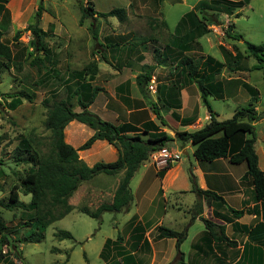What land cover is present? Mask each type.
<instances>
[{"label": "crops", "instance_id": "crops-1", "mask_svg": "<svg viewBox=\"0 0 264 264\" xmlns=\"http://www.w3.org/2000/svg\"><path fill=\"white\" fill-rule=\"evenodd\" d=\"M134 1L132 0L130 6L134 4ZM170 1L177 3L180 0ZM137 2L139 5L145 6L153 3L155 7H159V9H154L157 13L151 15V19L148 20L149 24L141 27V31L150 32L151 42L154 43L152 45L153 52L151 54L148 48L144 46L146 41L138 42L134 49V53H137V59L135 64H130L127 54L129 52L126 51L128 48L125 50L120 46L121 49L119 50L117 41H128L129 37L138 36L134 31H125L122 26L120 27L121 23L128 22L134 17L128 13L129 10L124 9L126 13L123 16V20L118 19L119 21L114 19L116 17L103 18L95 15L92 18L93 20L96 18L99 21L107 20L112 25V35H108L109 37L107 38H112L111 42L114 40L118 47L113 43L106 42L104 45L106 48L102 52L103 59H96L98 73L91 81V85L101 88L102 91L97 94L89 110L106 122L115 125H127L134 130H141L142 126L149 121L159 125V121L156 119L151 106V103H154L167 123L166 127L161 128L162 131L174 139L170 143L178 147L179 154L187 156L190 154L189 149L192 148L191 153L195 163L190 165L192 169L189 175L190 183L179 176L181 171L175 162V152L172 148L171 154L174 156V160L170 163L171 168L169 170L156 168L152 161V155L148 161L142 164L133 178L136 181V186L134 189L131 188V191L135 206L133 216L127 222L124 238L120 240L121 246L130 247V252L128 253H131L130 256L132 257L135 256V259H133L135 264H140L143 261V257L138 258L140 251L150 255V264H241V262L251 261L253 258L244 254V250L246 247L250 251L253 247V254L259 253L256 252L257 250L255 251V247H261L264 242V209L261 204L258 205L259 209L255 207L253 184L250 179H244L248 170L246 164L234 165L227 159L199 162L194 157L195 148L193 144H182L174 138L175 132L199 130L210 119L209 112L200 109L203 99L197 84L195 82L190 83L189 78L186 77L187 74L179 66L175 58H182L185 55L192 58L191 53L205 52L204 59L202 63L200 62L202 73L203 70H210L214 66L213 64L208 66L206 62L207 56H211L225 65L221 73L215 76L214 82L216 85L222 86V97L208 96V98L216 100L232 99L242 92L250 95L245 87L256 88L251 86L250 83L248 84L246 77H251L250 72L256 70L254 69L256 64L248 65L246 61L251 56L246 53V49L242 50L233 43V46L235 45L241 52L242 58L232 66V70H229L227 68L229 62L223 60V54L220 53V59L206 51L204 40L208 34L198 40L200 48L184 52L181 57L180 53L182 52L178 49L184 48V45L178 39L187 36L190 32V25L188 24L189 21L181 23V25L180 22L187 13L179 17L176 24L171 26L162 13V6L165 0H137ZM8 3L6 8L9 10L10 16H12ZM92 6L97 13H107L98 11L94 4ZM241 10L233 11L230 16L240 17ZM220 20L222 23L228 22L221 17ZM222 27L225 26L222 25ZM166 38L167 41L164 42ZM230 50L235 56L236 53L233 48ZM113 53L118 57L117 64L112 61ZM151 56L152 62H150ZM144 66H152L154 68L149 83V88L152 87L153 89H150L148 95L141 93L137 85V77L142 73ZM227 71L234 76L224 79L223 77H225ZM173 82L183 85L180 95L177 97L180 106L179 108L167 110L165 106L166 95L162 93V90L164 89L163 86H169ZM177 101L175 99L176 104ZM73 110L75 112L81 111L77 104H75ZM186 110H188V113L184 114ZM256 110L261 112L262 109L256 106ZM213 113L215 112L213 111ZM215 115L219 119L218 114L215 113ZM185 121L191 122V125L188 122L184 124ZM200 121L205 123L197 128ZM133 133L131 132L129 135H133ZM93 134L94 131L92 129L77 121L70 122L64 130L65 142L75 149L83 145ZM262 137L264 139V132ZM86 138L88 139L85 140ZM259 140L258 138L256 152ZM164 149L168 150V146ZM262 149L264 151V145H262ZM79 157L89 167H93L97 163L115 162L119 157V153L114 146L106 141L99 140L89 150L79 151ZM103 159H106V161ZM259 166L264 172L260 165V159ZM154 173H156V177ZM192 176L200 190L217 194L224 199L225 205L211 198L200 200L192 191ZM122 177L123 173L102 177L100 180L107 181L109 183L108 187L95 186L91 187V189L88 187L89 190H86L87 196L82 199L79 197V191L85 186V183H83L70 199V204L77 208L87 206L91 209H96L102 204L111 203ZM187 194H194L195 196L193 207L188 209V213L186 211L183 213L182 209L177 207H173L171 211L167 209L166 204L170 196L175 195L178 196L176 199H179ZM74 199L77 200L76 204L72 203ZM81 202H86L88 205H81ZM198 202L201 204L199 207H197ZM131 208L127 212L128 214L132 211ZM227 208L244 210L246 214L242 218L236 219ZM154 210L159 216L153 219L150 215L154 213ZM190 213L193 215L191 219L188 217ZM203 219L209 220L217 226H224L225 235L235 244L229 246L225 242H216L212 236L207 234ZM161 227L177 232L187 231L186 238L179 248L176 246V239L158 238V229ZM194 227L198 228V232L192 235L190 233ZM245 227L249 230H245ZM215 231L220 233L217 228H215ZM188 243L191 250L186 249V244ZM121 258L119 260L123 264L126 257L124 255Z\"/></svg>", "mask_w": 264, "mask_h": 264}, {"label": "rangeland", "instance_id": "rangeland-1", "mask_svg": "<svg viewBox=\"0 0 264 264\" xmlns=\"http://www.w3.org/2000/svg\"><path fill=\"white\" fill-rule=\"evenodd\" d=\"M208 1L180 0L177 3H172L170 0H165L162 13L169 24L174 26L179 17L193 11L192 9L200 2ZM8 2L12 16L0 15L2 39L11 48L13 57L8 70L0 63V161L2 163L0 165V201L5 202L9 198L10 190L15 185H19L20 180L29 168V165H17L14 162L16 148L20 141L29 137L34 144L35 140L42 145L49 144L50 132L44 126L47 116L46 107L60 100H65L68 104L75 106L76 98L72 94L80 82L73 77V72H80L89 64L97 63V58L103 59L102 52L106 48L104 46L106 42L115 44L114 40L111 42L112 38H107L108 35H112V25L107 20L99 21L97 18L95 20L82 18L79 0H9ZM131 3L132 0H84L82 5L86 7L94 4L100 12H109L114 9L129 10L128 13L134 17L128 22L121 23L120 27L122 26L125 31H134L139 37H129L128 41L117 42L119 43V50L121 49L120 46L125 50L128 48L126 50L129 52H126L128 62L135 64L137 53H134V49L138 42L146 41L144 46L148 48L151 54L153 52L152 45L154 43L151 42L150 32L141 31V27L149 24L148 20L151 19V15L157 13L154 9H159V7H155L153 3L149 6L139 5L137 0L134 1L132 6H130ZM40 4L41 20L39 27L49 33L46 43L49 46L50 58L45 60V66L47 70L56 73H53L55 79H50L46 84L41 82L44 71L39 72V67L33 62L35 57L42 58L43 54L29 55L32 53L30 43L33 37L27 31L29 26L35 24L36 13ZM212 8L218 9L217 7ZM240 9H242L240 11L241 16L236 18L235 16L231 17L229 11L224 7H219L217 11L220 17L228 22L223 23L225 27L210 26L211 32L204 40L206 51L218 58L223 54V60L226 62L231 61L229 53H231L230 49L233 48V43L242 50L246 49L242 40H239V42L231 40L224 34L231 23L233 24L234 33L241 35L244 41L254 45L264 43V0H250L249 4ZM114 19L119 21L118 17ZM94 31L97 32L96 37H94ZM165 41H167V38L164 39ZM127 42L129 43L127 44ZM115 46L117 45L115 44ZM205 54L203 51L191 53L192 58L201 63ZM113 55L112 61L117 64L118 57L114 53ZM108 57L110 58L109 55ZM150 62H152V56ZM246 63L251 66L257 64V61L251 56ZM250 73L251 77H246L248 84L250 83L259 91L256 106L263 110V72L257 69ZM232 76L234 75L227 71L223 78L226 79ZM149 93L150 88L147 89L146 95ZM21 94L28 95L32 99L31 102L21 98V104L16 109H12V101L20 97ZM250 101L251 96L246 92H242L228 100L208 98L212 110L218 114V120L220 121L232 118L237 108L248 106ZM200 109L208 111L203 102ZM187 113L188 110L184 112V114ZM204 123V121H200L197 128ZM255 129L256 135L260 139L257 144V152L261 168L264 169V151L262 149V145H264L262 137L264 121H259ZM175 146L173 143H168V151L171 152L173 149L175 162L181 171L179 176L190 183L189 175L192 170L190 165L195 163L191 153L192 148L189 149L190 154L187 156L179 154V149ZM42 150L46 152V147L43 146ZM103 160L106 161V159ZM154 174L156 177V173ZM102 177H105V175H101L90 182H85V186L79 191V197L85 198L87 196L86 190L91 189V187H108L109 183L107 181L100 180ZM135 186L136 181L132 179L130 188L134 189ZM176 197L178 196L172 195L168 198L167 209L171 211L173 207H177L181 208L183 213L185 211L188 213V209H192L194 204V194H187L179 199H176ZM20 200L29 203L31 197L20 194ZM72 203L76 204L77 200L74 199ZM81 205H88V203L81 202ZM134 206L135 204L132 202L130 206L132 211L129 214L127 213L129 211L121 213L107 212L103 214L101 220L90 218L76 208L62 220L51 224L45 231L44 239L41 242L15 243L18 247L20 259L14 256L16 253L10 252L6 247L3 248V253L14 264H121L119 258L124 255L128 257L131 254L128 253L130 247H122L120 240L124 238V231L128 225L127 222L133 216ZM150 216L154 219L159 215L154 210V213H151ZM0 217L9 228V231H12L11 237L13 240L23 239L30 233V228L22 224L21 210L8 211L0 207ZM188 217L191 219L193 215L190 213ZM60 231L69 232L73 239L59 241L56 235ZM197 232L198 228L194 227L190 234L194 235ZM108 240H110V243L104 252ZM189 245V243L186 244V249L191 250ZM142 257L143 261L140 264H150L148 253L140 251L138 258ZM133 258L135 259V256Z\"/></svg>", "mask_w": 264, "mask_h": 264}, {"label": "trees", "instance_id": "trees-1", "mask_svg": "<svg viewBox=\"0 0 264 264\" xmlns=\"http://www.w3.org/2000/svg\"><path fill=\"white\" fill-rule=\"evenodd\" d=\"M84 0H79L81 4L82 18H93L98 15L103 18L118 17L123 20L126 11L124 9H114L107 13H97L92 5L83 6ZM7 0H0V15H10L6 8ZM250 0H210L208 2H200L193 11L187 13L181 23L189 21L190 32L185 38H180L184 48H177L182 54L189 52L195 48H200L198 40L209 34L210 26H222L220 20L219 7H224L230 14L233 11L243 8L249 4ZM212 7H217L215 10ZM41 20V4L36 13L35 24L29 26L27 31L31 33L33 39L30 43L32 53L43 54V57H35L33 62L39 67L38 71H44L41 78L42 84H46L50 79H55L53 73L55 71L47 70L45 60L50 58L49 46L46 39L49 35L48 31H44L39 27ZM229 39L242 40L246 46V53L253 56L257 64L254 69H260L263 72L264 78V43L254 45L244 41L242 36L234 33L233 24L231 23L224 33ZM97 32L94 31V37ZM3 32L0 30V63L5 69H10L12 62L11 48L3 41ZM233 51L236 53L233 56L229 53L231 61L227 64V68L232 70V66L241 60L242 54L233 46ZM187 74L190 83L195 82L201 92L203 103L208 108L210 114L209 121L199 130L189 132H175V139L182 144L191 143L194 145V157L199 162H213L218 159H227L231 164L240 165L246 164L248 170L244 179H250L254 187V201L256 209H259V204L264 209V172L260 169L259 158L256 152V143L258 137L256 135L255 124L264 119V108L261 112L256 110L258 101V90L246 86V90L251 95V102L248 106L239 107L234 112L232 118L224 121L217 119L215 113L208 102V96L222 97L223 88L221 85H216L215 76L221 73L225 65L216 61L213 57L207 56L206 62L208 66L214 65L210 70H200V62L195 61L189 56L175 58ZM152 66H144L142 73L137 77V85L141 93L146 94L149 89V83L152 78ZM52 71V73H51ZM98 73V65L96 62L89 64L80 72H73V77L80 82L73 96L76 98V104L81 109L80 112L73 110L72 104H68L65 100L55 101L51 106H47V116L44 123L45 129L50 132L49 144L42 145L38 141L34 142L29 138H24L20 141L16 148L14 162L18 164L29 165L24 177L10 190V195L7 200L0 201V207L12 211L21 210L22 224L30 228V233L20 240H13L9 228L5 225L0 217V264H14L3 253V248L6 247L10 252L16 253V258L20 259L19 251L15 243H39L44 239V233L47 228L65 218L77 207L70 204V199L77 192L80 186L85 182L94 180L99 175L115 176L123 173L122 180L115 191L111 203L100 205L96 209H91L87 206L78 207L80 212L90 218L101 220L104 213H121L129 211L133 202V195L130 188V183L135 174L139 171L142 164L149 160L150 156L157 151H160L168 146V143L174 139L166 132L162 131V127H166L167 123L157 106L151 103L152 110L159 121V125L154 122H147L142 126L141 130H134L127 125H115L102 120L97 114L92 113L89 107L94 103L99 92L102 91L99 87H93L95 75ZM56 74V73H55ZM58 76V74H57ZM162 93L166 98V109L179 108L177 97L183 85L178 82H173L169 86H163ZM71 95V97H72ZM257 96V97H256ZM21 98L31 102V98L26 94H21L16 100L12 101L11 108L16 109L21 104ZM175 99L177 104L175 103ZM175 116L179 118L176 114ZM77 121L85 124L94 131L83 145L78 149L73 148L65 142L64 130L66 126ZM188 121H185L186 124ZM191 125V122H188ZM193 124V123H192ZM134 132L133 135H129ZM220 134L219 136H217ZM106 141L114 146L119 157L112 163H97L93 167H89L79 157V151L89 150L96 141ZM46 147V152L42 147ZM0 165H2L0 161ZM171 168V164L165 169ZM192 191L201 200L203 198H211L214 201L221 202L225 205L223 198L210 191H202L196 185L193 176ZM20 194L30 196L29 203L20 200ZM201 206L198 202L197 207ZM228 211L236 218L240 219L245 214L244 210H234L227 208ZM207 234L212 236L216 242H225L231 246L235 244L225 235V227L217 226L209 220L203 219ZM215 228L220 233L215 231ZM245 230H249L245 227ZM158 238L176 239L177 248L184 242L187 231L177 232L164 227L158 229ZM219 236H218V235ZM56 238L59 241L66 239L72 240V235L67 231H60ZM108 240L104 247L108 246ZM148 244V242H147ZM253 247L247 249L245 247L244 254L253 258L248 262L241 264H264V242L261 247H255L258 254H253ZM102 253V256L104 254ZM132 256L126 257L124 263L135 264ZM132 261V263H131ZM123 263V264H124Z\"/></svg>", "mask_w": 264, "mask_h": 264}, {"label": "built area", "instance_id": "built-area-1", "mask_svg": "<svg viewBox=\"0 0 264 264\" xmlns=\"http://www.w3.org/2000/svg\"><path fill=\"white\" fill-rule=\"evenodd\" d=\"M150 89L153 88L150 87ZM173 160L174 156L167 149H162L152 154L153 164L160 170H165Z\"/></svg>", "mask_w": 264, "mask_h": 264}]
</instances>
